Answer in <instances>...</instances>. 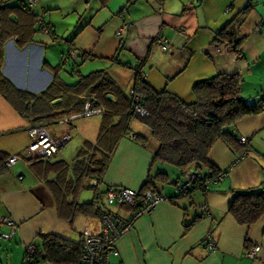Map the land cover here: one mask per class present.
<instances>
[{
	"label": "crops",
	"instance_id": "obj_1",
	"mask_svg": "<svg viewBox=\"0 0 264 264\" xmlns=\"http://www.w3.org/2000/svg\"><path fill=\"white\" fill-rule=\"evenodd\" d=\"M26 1L0 0V31L10 30L3 44L1 72L19 90L39 94L52 82L53 71L58 68L59 79L70 85L78 80L73 75L105 70L128 93L133 66L140 62L152 88L165 89L186 102L194 100V83L222 72L241 75L240 95L244 99L255 102L264 98V0H38L33 14L43 16L50 34L38 31L33 16L19 10ZM247 5L248 13L241 16ZM235 17V38L245 37L241 58L224 44L211 45L215 33ZM121 28L123 33L118 35ZM157 35L170 40L167 51L154 42ZM85 96L92 95L81 98ZM108 98L115 101L112 95ZM60 101L59 97L52 103ZM93 116H100L93 133L76 127L74 122L81 118L69 124L50 120L47 125L55 139L67 131L71 139L74 132L79 138L75 139L71 161L58 156L61 148L48 160L68 165L64 177L53 170L45 173L47 159L31 160L27 165L17 162L0 175V216L16 224L10 240L0 239V264H22L28 244L42 248V234L79 244L82 232L96 226L95 216L74 215L67 207L73 201H95L93 188L85 185L75 191L73 186L77 152L85 142L95 143L98 135L102 115ZM32 125L0 93V151L22 153L29 142L27 129ZM229 130L236 138H248V154L241 156L243 147L238 143L231 147L216 140L207 158L217 169L226 171L225 178L205 193L196 190L189 196L162 201L140 216L115 242L119 256L111 259L112 264H264V215L243 225L228 213L235 191L264 188V111L240 118ZM131 132L145 138L146 144L129 136L119 139L101 176V201L107 186L139 190L147 176L157 172L168 177L167 184L155 182L158 190L167 197L175 196L173 181L181 170L175 176L164 164L153 162L157 142L150 131ZM200 171L207 170L204 167ZM85 188L93 191L88 201L80 198ZM203 205L209 215H205ZM107 207L102 204L103 210L122 218L132 212ZM187 224L190 227L186 229ZM7 230L2 227V231ZM206 235L216 244L213 253H207L203 243ZM254 244L260 250L256 258L249 259L244 253ZM37 264L56 263L41 259Z\"/></svg>",
	"mask_w": 264,
	"mask_h": 264
},
{
	"label": "trees",
	"instance_id": "obj_2",
	"mask_svg": "<svg viewBox=\"0 0 264 264\" xmlns=\"http://www.w3.org/2000/svg\"><path fill=\"white\" fill-rule=\"evenodd\" d=\"M249 8V5L243 8L240 15L246 16ZM19 10L32 15L35 22L36 15L33 11L23 9L22 5ZM237 23V17L228 21L215 33L211 45L224 44L237 58H241L243 57L241 46L245 37L235 38L234 30ZM9 33L10 30L1 28L0 93L20 116L35 124L79 113L84 107V99L81 96L85 94L94 96L103 107L95 143L85 142L77 152L73 163V170H76L73 180L75 191L82 187L85 177L98 179L99 183L101 182V176L108 164L111 152L121 137H130L134 134L131 132L130 123L132 120H138L149 129L151 137L157 142L153 162L176 167L181 170V176L187 169L200 171L205 167L207 170L206 173L200 171L202 177L193 179L189 190L183 194L167 197L168 200L189 196L196 190L205 193L214 187L212 185L205 188L206 182L214 180L222 173V170L217 169L207 158L213 143L216 140H222L234 147L237 144V138L230 133V127L244 116L264 111V98L250 102L240 95L243 79L238 73H217L209 79L194 83L191 88L194 100L186 102L165 89L157 91L152 88L145 80L140 62L133 66L134 78L130 89L140 96L139 105L146 112L144 117L133 112V100L129 92H124L105 70L79 75L76 83L70 85L59 79L58 68H55L52 82L39 94L19 90L1 72L3 44ZM108 95L114 96L115 101L109 99ZM59 97L61 101L53 104L52 101ZM71 104L72 106L69 107ZM92 107H97V104L93 102ZM135 135L132 140L142 145L146 144L145 138L138 134ZM9 156L0 151V175L7 172L5 161ZM49 159L46 160L45 173L53 170L57 173L61 172L64 177L68 165L63 162L48 163ZM155 182L167 184L168 177L163 172H157L154 176L148 175L141 189L136 191L142 194L146 190H155L163 194L158 190ZM94 191L96 201L100 197H96V189ZM95 201L80 204L73 201L68 203L67 207L74 215L96 216ZM119 207L132 210L131 213H133L137 206L124 204ZM228 213L239 224L254 223L264 215V188L235 191ZM109 214L120 217L112 212ZM189 227L190 224L185 225L186 229ZM39 238L42 248L39 246L38 248H41L45 255L37 256V263L41 259H47L56 264H77L80 253L79 244L54 235L42 234Z\"/></svg>",
	"mask_w": 264,
	"mask_h": 264
},
{
	"label": "built area",
	"instance_id": "obj_3",
	"mask_svg": "<svg viewBox=\"0 0 264 264\" xmlns=\"http://www.w3.org/2000/svg\"><path fill=\"white\" fill-rule=\"evenodd\" d=\"M38 0H27L25 4L22 5L23 9H28L33 11L34 6ZM36 28L43 34H50L51 28L44 22L42 15H36L35 18ZM123 33V29L117 31L118 35ZM154 42L163 50L167 51L170 46V40L160 35H157ZM71 57L74 59V53L71 52ZM66 62L67 60L64 59ZM129 95L133 100V112L137 115L144 117L146 115L145 110L139 105L140 96H138L132 89L129 90ZM83 110L79 113H74L71 115L62 116L52 122H57L60 124H69L71 120L90 117L93 115H98L103 113V107L99 104L97 99L93 96H85ZM96 103L97 107H92V103ZM44 123L30 126L27 129L28 135V145L24 151L20 154L10 155L5 161V168L10 170L17 162H22L27 165L31 160L38 159H48L55 157L57 151L65 146L67 142L71 139L69 131L61 135L58 138H53L48 129L47 125L52 123ZM135 134H131L130 138L134 139ZM237 143L243 147L241 156H245L250 151L249 140L245 136L237 137ZM182 180H177L173 183L174 190L176 194H183L191 188V182L193 179L202 177V173L195 169H187L181 176ZM225 177V173L218 175L217 178L211 181H207L205 188H209L212 185H216L218 182L222 181ZM90 186L96 189V197H100L98 192L99 180L98 179H88L84 178L83 186ZM167 196L155 191L146 190L139 194L136 190L123 187V186H107L103 202L101 198L97 199L94 204V209L96 212V226L93 229H87L82 232L80 237V253L78 257L77 264H112L111 259L113 257H118L119 253L115 246V242L119 237L126 234L133 227L135 221L142 215L150 213L157 204L162 201H167ZM102 202V203H101ZM102 204L106 206H121L124 204L137 206L136 210L129 216L114 217L109 214L108 211L102 209ZM205 215H209V211L206 205L202 206ZM8 228L7 231H2V227ZM16 230V224L5 216H0V239L3 241H8L12 238L13 232ZM203 243L206 246L207 253H213L216 251V244L213 239L206 235ZM260 246L257 244L251 245L244 253L245 257L249 259L256 258ZM45 254L41 248L34 243H30L25 247V253L23 257L22 264H37L36 257H43Z\"/></svg>",
	"mask_w": 264,
	"mask_h": 264
},
{
	"label": "rangeland",
	"instance_id": "obj_4",
	"mask_svg": "<svg viewBox=\"0 0 264 264\" xmlns=\"http://www.w3.org/2000/svg\"><path fill=\"white\" fill-rule=\"evenodd\" d=\"M83 72V71H82ZM73 77L78 78L76 75H73ZM100 116H91L90 118H81V119H77L74 124L76 125V127L78 129H81L82 127L89 129L90 133H93V130L96 129V127H98V120L100 121ZM50 121V120H49ZM49 121H42L39 123H35L33 125H37V124H44V123H48ZM32 125V126H33ZM130 129L133 130L134 132H140L141 134L145 133L144 131H147V133H149L148 128H146L144 126V124H142L141 122H139L138 120H132L130 123ZM75 139H79L77 136V133H73V138L67 143V145H65L64 147H62L59 151H58V156H63V159H65V161L69 162L72 160V158L74 157V149H73V145L75 143ZM151 139V138H149ZM154 141V140H149ZM165 167L167 169H170V171H172L173 174L178 173V169L176 167H173L169 164H164ZM171 173V174H172ZM179 180H182L181 174H179L178 176ZM174 187V186H173ZM170 188L172 187H168V191H172L170 190ZM80 198L82 201L85 200H90V197L93 195V191L89 188H85L84 190L81 191L80 193ZM108 209H110L111 211H118L119 210V206L114 205V206H108Z\"/></svg>",
	"mask_w": 264,
	"mask_h": 264
}]
</instances>
